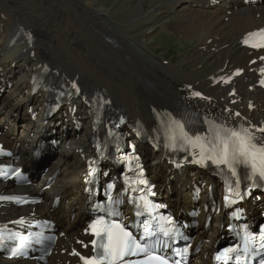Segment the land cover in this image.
Listing matches in <instances>:
<instances>
[{
    "label": "bare ground",
    "instance_id": "bare-ground-1",
    "mask_svg": "<svg viewBox=\"0 0 264 264\" xmlns=\"http://www.w3.org/2000/svg\"><path fill=\"white\" fill-rule=\"evenodd\" d=\"M96 11L111 16L91 0H0V79L6 80L3 85L13 81L9 97H0V124L8 127L0 139L12 147L20 144L22 163L30 165L36 139L45 131V126L38 129L40 122L28 117L27 108H39L44 120L45 102L55 96L57 87L70 88L77 83L82 92L72 98L71 105L65 104L47 118L49 124L64 120L73 128L64 131L67 134L60 148L50 153L55 160L40 183L59 170L55 186L45 192L50 204L0 206V220L7 221L18 215L51 212L53 199L63 197L51 214L59 219L64 236L49 264H78L68 251L77 248L73 239L81 236L84 196L79 176L94 135L93 104L88 102L105 94L110 98L109 114L122 112L127 118L125 129L130 132L131 125L140 124L153 134L160 122L157 113L182 105H191L206 121L253 130L264 127V51H251L243 45L250 31L264 26V0L255 6L242 0H124L120 10L123 20L118 22H127L122 31ZM172 17L177 20L167 23ZM162 21L160 26L195 43L177 62L163 63V53L156 54L148 43V36ZM42 69L46 85L36 92L33 81ZM23 71L26 73L19 75ZM196 90L202 97H195ZM73 104L78 105L77 114L85 121L80 131L74 129ZM20 121L25 124L19 131ZM139 149L151 176L171 186L168 189L176 194L187 196V184L200 175L215 182L196 170L194 176L185 170L175 178L176 172L161 152L148 142L140 143ZM71 176L73 179H66ZM178 183L182 185L178 187ZM0 189L7 191L8 186L0 182ZM220 222V217L215 219L208 238L218 236ZM8 263L11 261L0 258V264Z\"/></svg>",
    "mask_w": 264,
    "mask_h": 264
},
{
    "label": "snow or ice",
    "instance_id": "snow-or-ice-1",
    "mask_svg": "<svg viewBox=\"0 0 264 264\" xmlns=\"http://www.w3.org/2000/svg\"><path fill=\"white\" fill-rule=\"evenodd\" d=\"M249 37H259L260 43H252V47H264V30L259 33H250ZM245 43H249L246 39ZM75 87V85H74ZM195 95H199L196 93ZM208 126L204 133H190L185 129L184 123L173 121L170 126L169 147L172 150L188 151L189 148L199 149L193 151L195 162L207 166L215 165L217 168L227 169L232 176H237V166H241L245 171V178L251 181H264V135L257 136L255 133L264 134V128L250 129L241 127L239 129L228 128L224 125L205 121ZM179 135H176V129ZM141 184L147 186V181L141 179ZM240 181L237 178L236 184ZM229 191L232 189L229 187ZM148 192L152 188L148 187ZM239 196V192L236 193ZM228 200V197H225ZM143 205L137 204V215L146 211L149 216L152 214L154 205L150 200L141 198ZM234 202V201H233ZM100 208L101 206H97ZM108 215H112L111 210L104 209ZM153 219H155L153 217ZM172 223L170 218L161 217ZM143 232L139 239L131 231L126 230L125 226L116 222H106L103 219L97 220L91 225L92 234L99 238L92 240L93 251L96 255L91 257L81 256L83 264H170V258L159 254L160 248L164 245L158 237L162 234L169 239H173V229L164 228L157 223L154 229L149 223L142 222ZM158 229V231H157ZM156 237V240L153 238ZM250 239V238H249ZM264 240V235L261 236ZM159 245V247H158ZM264 247V245H262ZM188 249L176 250V255L183 256ZM235 248L224 249L216 256L218 261L227 264L229 254L235 252ZM79 255V253H74ZM16 255V253H13ZM171 264H180L179 260H172Z\"/></svg>",
    "mask_w": 264,
    "mask_h": 264
},
{
    "label": "rangeland",
    "instance_id": "rangeland-1",
    "mask_svg": "<svg viewBox=\"0 0 264 264\" xmlns=\"http://www.w3.org/2000/svg\"><path fill=\"white\" fill-rule=\"evenodd\" d=\"M80 1H84V0H80ZM91 1L94 3V5L96 7L102 8V9L106 10L107 13H110V15L112 17L109 15L105 16L102 14V12L98 13L100 11H96L98 14H102V16H105V18H107V21L109 23H111L114 27H116L117 29L119 28V30L122 31V29L124 27H121V26L123 24H127V22H123V23H118V22L123 20V18L121 17L122 13L120 12V10L123 7L124 0H91ZM116 14H117V16H116ZM176 20H177L176 17H172V18H168L166 20V22L171 23V22L176 21ZM163 23H164V21L160 22L159 25L156 27L155 31L151 35L148 36V43H149L150 47H152L154 49V52L156 54H162L163 53L161 56L163 63H165L164 61H167L168 63L169 62H177L180 59V57L184 54V53L181 54L180 52H185V50H187V48H189L190 46L193 45V42L191 40H187V39L182 38L181 36H179L177 34V32L175 30L171 29L170 27L163 28L162 26H160ZM165 32H166V34H165ZM141 42L144 43V41H142V40H141ZM143 43H141V44H143ZM0 47H2L1 44H0ZM178 54H181V56ZM165 57L168 58L169 60L166 59ZM28 68L30 69V66H27L26 71H28ZM26 71H23L24 73L23 72L19 73V75H24L26 73ZM7 97H9L8 93L3 94L1 96V99L7 98ZM68 126H69V124H68ZM50 164H49V166H51ZM69 178L73 179V177H66V179H68V180H69Z\"/></svg>",
    "mask_w": 264,
    "mask_h": 264
},
{
    "label": "water",
    "instance_id": "water-1",
    "mask_svg": "<svg viewBox=\"0 0 264 264\" xmlns=\"http://www.w3.org/2000/svg\"><path fill=\"white\" fill-rule=\"evenodd\" d=\"M38 167H39V169L41 171V170H44L47 167V165H46V163L43 162Z\"/></svg>",
    "mask_w": 264,
    "mask_h": 264
}]
</instances>
